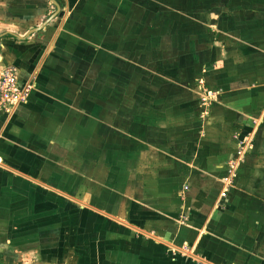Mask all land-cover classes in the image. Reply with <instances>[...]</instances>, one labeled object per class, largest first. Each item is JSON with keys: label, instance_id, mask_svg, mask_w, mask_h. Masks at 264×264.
<instances>
[{"label": "crops", "instance_id": "1", "mask_svg": "<svg viewBox=\"0 0 264 264\" xmlns=\"http://www.w3.org/2000/svg\"><path fill=\"white\" fill-rule=\"evenodd\" d=\"M4 66L1 254L264 264V0H0Z\"/></svg>", "mask_w": 264, "mask_h": 264}, {"label": "built area", "instance_id": "2", "mask_svg": "<svg viewBox=\"0 0 264 264\" xmlns=\"http://www.w3.org/2000/svg\"><path fill=\"white\" fill-rule=\"evenodd\" d=\"M31 93V88L20 81L18 70L14 66H4L0 68V114H13L17 107L27 103ZM207 98L202 99L203 106L216 96L211 92H206ZM205 109H207L205 107ZM233 168V166H232ZM227 190H224L222 197H225Z\"/></svg>", "mask_w": 264, "mask_h": 264}, {"label": "rangeland", "instance_id": "3", "mask_svg": "<svg viewBox=\"0 0 264 264\" xmlns=\"http://www.w3.org/2000/svg\"><path fill=\"white\" fill-rule=\"evenodd\" d=\"M205 91H202V93L200 94V104L202 106L203 101L202 99H206L207 95L206 92L208 94V91L211 93H213L216 97L219 96L218 95V91H214L208 88L204 89ZM215 101L213 99H211L210 101L207 102V105L205 106L207 109H205V111H209L208 109H210V107L212 106V104ZM238 163H234L232 164L233 168L237 167ZM0 264H23L22 261H19V259H17L16 257H14L13 255H8L6 253H2L0 252Z\"/></svg>", "mask_w": 264, "mask_h": 264}, {"label": "water", "instance_id": "4", "mask_svg": "<svg viewBox=\"0 0 264 264\" xmlns=\"http://www.w3.org/2000/svg\"><path fill=\"white\" fill-rule=\"evenodd\" d=\"M56 4V2H54ZM57 5V4H56ZM43 27L38 28V30H41Z\"/></svg>", "mask_w": 264, "mask_h": 264}]
</instances>
